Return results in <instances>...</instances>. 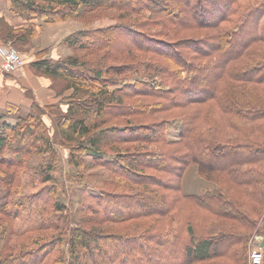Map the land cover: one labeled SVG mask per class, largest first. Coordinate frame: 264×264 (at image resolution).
<instances>
[{
  "label": "trees",
  "instance_id": "obj_1",
  "mask_svg": "<svg viewBox=\"0 0 264 264\" xmlns=\"http://www.w3.org/2000/svg\"><path fill=\"white\" fill-rule=\"evenodd\" d=\"M238 2L12 0L13 13L27 19L29 27L16 32L9 29L5 32L4 45L12 41L25 43L35 37L37 21L51 25L97 11H115L116 19L127 21L120 25L114 13L106 15L110 20L108 17L102 22L97 20L93 31L77 29L63 40L75 52H101L92 65L86 55L51 58L49 49H39L29 57V65L37 73L52 82L59 79L67 83L64 90H58L52 83L51 88L58 95L70 91L56 102L59 108L66 106L63 124L67 120V125L61 126V142L68 145L78 142L71 146L68 162L78 166L79 159L83 162L84 155H91L101 168L100 180L112 184L116 192L101 187L92 194L89 191L94 188L77 182L74 173L69 175L80 185L79 206L74 214L57 198L58 186H46L55 180L49 175L50 170L47 171L49 167L36 170L32 176L40 178L39 183L44 187L34 196H20L22 199L13 198L12 173L0 168V264H193L222 257L232 249L236 238L243 241L246 236L223 233L222 223L217 219L236 218L240 231L257 226L260 219L264 223V130L262 137L257 138L260 131H256L255 125L257 121L264 124V0H256L241 9ZM177 28H196L203 32L204 38L185 40L179 52L173 44L148 38L142 32H156L154 36L165 38L173 36ZM122 39L127 43L122 44ZM122 52L129 57L141 53L161 58L160 62H154L149 56L142 59L134 56L130 64L121 67L120 70H128L145 82L142 94L128 85L119 87L103 79L102 73L109 71L104 61L117 58ZM77 70H82V74ZM120 70L114 75H120ZM125 97H135L137 101L125 104ZM63 99L66 104H62ZM115 105L125 110V116L136 115L139 119L157 112L202 105L201 109L224 112L231 123L222 118L221 124L203 117L199 120L197 110L186 113L184 109L178 113L179 117L173 118L178 122L175 141L167 136V124L172 122L168 120L141 128L132 124L129 128L106 127L105 118L111 115ZM52 107L53 104L35 105L33 111L40 118L29 115L16 125L0 114V166L4 164L8 168L22 163L21 158L30 148L36 155L45 154L37 152L45 147L54 150L48 141L51 138L45 122L46 108ZM237 122L240 129L232 124ZM247 122L253 123L246 125ZM39 139L45 143L42 148H38ZM133 143L139 144L141 151L119 153V145ZM105 149L116 153L106 154ZM192 165L206 181H214L213 175L206 172L223 174L226 185L200 194L188 193L181 180ZM160 173L166 175L167 182L156 178ZM23 178L22 173L18 178L20 183ZM172 190L175 195L169 193ZM253 190L259 192L256 205L262 214L258 217L257 206L251 200ZM182 202H188L189 209L194 208L195 219L201 212L202 220L214 217L212 228L206 227L201 236H195L188 219L180 217L181 212L186 217L190 211L178 209ZM48 208L51 212L46 214ZM170 210L176 215L170 222L167 219L165 230L150 228L137 236L122 237L108 230L88 228L144 215H158L163 221ZM75 218L78 223L73 227ZM41 226L55 231L52 233L55 242L42 241L50 237H35V233L45 229ZM54 244L66 246L58 257H51V252L46 250Z\"/></svg>",
  "mask_w": 264,
  "mask_h": 264
},
{
  "label": "rangeland",
  "instance_id": "obj_2",
  "mask_svg": "<svg viewBox=\"0 0 264 264\" xmlns=\"http://www.w3.org/2000/svg\"><path fill=\"white\" fill-rule=\"evenodd\" d=\"M163 1H167V0H163ZM256 2V0H239L238 4L239 9H241L242 7L249 5V3H253ZM114 13V19H116V12L112 11V12H108V11H97L94 12L92 14H86L84 16H82L81 18H77L74 20H70V21H66V24H60V26L58 27H71V28H75L76 29H89L90 31H93L95 28V23L97 20H99L100 22H102V19H104V17H108L110 20L111 17ZM112 14V15H110ZM109 15V16H106ZM127 20H118V22L120 23V25L122 23H126ZM140 21V20H139ZM142 21H140L141 23ZM116 23V25H119L116 21L113 22ZM43 24V22L41 21H37L36 25H40ZM67 25V26H66ZM29 27V26H28ZM231 27V22H229V26ZM67 30V29H66ZM55 30L52 31V29L50 30L49 34H52ZM143 33H145L147 35L148 38H152L155 40H163L169 44H173V46L179 50V47L182 45V43L185 40H197V39H201L204 38L203 37V32L200 30H197L196 28H177V31L174 33L173 36H168V37H159V36H154L157 35L158 33L156 32H149L147 30L142 31ZM39 36H35V37H31L27 42L25 43H14L12 41V43H8L5 46L8 48H11L13 50H15L20 57H22V60L24 62V59H28L31 55L38 53L37 51H39V49H46V48H42L41 44L39 43ZM244 36L241 37L240 40H243ZM122 44H126L127 40L122 39L121 40ZM20 45H22V47H20ZM49 49V48H48ZM70 49L69 55L67 56H61L60 58H66V57H71L73 55H86L87 56V60L91 61L90 64L92 65L94 63L95 60L99 59V57L102 55L101 52L97 53L96 51H94L93 53H85L83 51L80 52H75V50ZM264 49V48H263ZM158 51V50H157ZM21 52V53H20ZM23 54L26 55H30L29 57H24ZM60 54V53H59ZM57 56V55H56ZM134 56L137 57L138 59H142L143 57H148L150 58L152 61L154 62H160L159 57H156L155 54L150 55L147 54L145 56H143L141 53H136L135 55H132L131 57H129V54L126 55V52H122L120 56H118L117 58H113V59H108L105 60L104 62L107 64V67L109 66V71L102 73L103 74V79L105 81H112L113 83H117V86H123V85H128L129 87H132V90H135L134 92H138V93H143V90L145 89V82L141 79L138 78L137 76L133 75L132 73H128V70H120L121 67L123 65H128L131 63V61L134 60ZM183 56L185 57V55L183 54ZM129 57V58H128ZM25 59V60H26ZM25 64V62H24ZM125 68V67H124ZM127 69V68H126ZM118 70L121 71V74H124L123 76L120 75H114L115 73H118ZM79 75L82 74V70H77ZM134 73V72H133ZM39 76H41V74H39ZM45 76V75H42ZM53 80V79H52ZM53 85L55 86L58 90H64L65 85L67 84L65 81L63 80H59V79H54L53 80ZM131 84H135V87H133ZM95 87V86H93ZM96 88L98 89V87L96 86ZM111 90H113V88H110ZM254 89V88H252ZM142 99V98H141ZM147 100V99H145ZM136 98L135 97H130L127 98L125 97L124 99V103L125 104H129V103H134L136 102ZM62 104H66V99H63V103ZM58 103L53 104V107L51 109H47V114H46V120L45 122L47 123L48 127V138L50 137L51 139H49L48 141L50 143H52L53 145V151L52 149H49V147H45V149H41V150H37L38 154L39 153H45L43 155H36L35 154V150L30 148L27 149V153L21 158L22 159V163L18 164V165H8V168H6V166H3L4 164H2V166H0V168L2 170H5L7 172L12 173V178L15 180L12 182L11 186L13 188H11L12 190V194H13V198L14 199H22L26 196H34L36 193L38 194V192L40 191L41 188L44 187V185L40 184L39 182L41 181L40 178H32L33 174H35L36 170L40 171V168H47V171L50 170V176L53 177L55 180L53 183L50 184H46L47 187H51L53 185L58 186V193H57V198L60 200V203L64 206H66L67 208H69L74 214L76 213V210L79 206L78 202H79V198H80V194H78L77 190L80 189V185L79 183H87L86 185L88 187H92L94 189H90L89 192H91L92 194H96L97 193V189H100L101 187H104V189H106L107 191H111V192H116V190L114 189V186L112 184H105L103 183L102 180H100V174H101V168L99 166L96 165L94 158L91 155H84L83 158V162H81L82 160H80V163L78 166L76 165H72L71 163L68 162L69 160V153H70V148L72 145H78V142L75 141L73 142L71 145L68 144H63L61 142L60 139V129L62 128L61 126H66L67 125V120H65L66 122L63 124V121L65 118V112L66 109H61L58 107ZM201 107H203L202 105L200 106H196V107H188L187 109H185L184 112L186 113H191L194 110H197V117L199 120H201V118L203 117L204 120H209L210 122L213 123H217V124H221V118L223 120H228V116L222 112V111H217V110H213V109H201ZM113 109H111L110 113L111 115L108 116V118L106 117V127H110V126H124L123 128H129L131 127L129 124H132L134 126H136V128H141L144 125H149V124H157L160 123L161 121L164 120H168V121H172L169 122L168 125V131H167V136L169 138V140H178V122L173 121V118L175 117H179L180 114L178 115V113L180 111L183 110H172L166 113H160L157 112L155 113L154 116H149V115H145V116H141V119H139L140 116H136V115H131V116H125V110L121 107L118 106H113ZM150 109H153L152 107L149 106ZM144 109V108H143ZM215 109V108H214ZM14 110V109H11ZM15 112V111H14ZM182 113V112H181ZM196 113V112H195ZM35 114V111L30 110V112H17L15 115L11 114V116L13 117H17L16 120L14 121L9 120V122L13 125L17 124V121L21 120L24 121V119L27 120V118H29L28 116ZM35 116H37L35 114ZM40 118V116H37ZM33 118V117H32ZM36 122V121H35ZM175 122V123H174ZM202 122V121H201ZM229 123H231L230 120H228ZM34 123V122H33ZM229 123H226L227 126H229ZM253 122H247L245 123L246 125H250ZM234 124L236 129H240L239 127V123H232ZM255 125H257L256 127V131L258 129V131H260V133H257L256 136L257 138H261V131L264 130V124L257 121L255 122ZM229 128V127H228ZM58 129V130H57ZM233 133V131H232ZM61 145H60V143ZM258 144H260V139L257 142ZM43 145H45L44 141H42L41 139H39V144H38V148H42ZM120 149H119V153H122V155H125V153H131L136 152V151H141V149L139 148V144L137 143H133V144H121L119 145ZM129 148V151L126 150V148ZM176 147V146H175ZM166 149V148H165ZM112 150V149H111ZM109 149H105V153L106 154H114L116 152H112ZM183 152V150L180 151V154ZM146 153V152H144ZM75 155H80V154H75ZM107 159V158H106ZM3 163H6L7 165V161L4 160L2 158ZM194 166V165H192ZM191 166H189L190 168ZM189 168L186 170V173L184 175V178L181 180V186H184L185 183L190 179V173L188 172ZM1 171V170H0ZM9 173V175H10ZM24 175L23 180L21 181V183L19 182V177L20 174ZM73 173L77 176L76 177V181L79 180V183H75L74 181H72L69 177V175H73ZM198 174V173H197ZM206 174H211L214 177V181H206L203 180L202 178L201 181L204 182H208V183H212L214 186L210 187V191L218 188V187H224L225 184V176L221 173H212V172H206ZM158 179L167 182L166 180V175L164 174H157ZM42 177V175H40ZM198 176V175H197ZM31 178V181H30ZM82 179V182H81ZM164 179V180H163ZM39 180V181H38ZM78 182V181H77ZM230 185V184H229ZM63 186V189L60 187ZM69 188L74 189V191L69 190ZM97 188V189H96ZM66 189L67 191L63 192L61 190ZM171 195H175L176 192L174 190L169 192ZM251 194V200H252V204L256 205V203L258 202L259 199V192L256 190L250 191ZM22 196V198L20 197ZM256 215L257 217L259 215L262 214V212L259 211V205H256ZM182 207L184 210L188 209L190 211H187L186 213V217L183 216V212H181L182 215H180L181 219L185 218L188 219V222L193 226L194 229V234L195 236H201V234L204 233V229H210L212 228V224H214L216 222V219L214 217L208 218V219H203L202 217H200L203 213H199L198 218L195 219L193 218V215H195V213L192 211L193 209H189L190 205L188 202H182L180 203L178 209ZM259 207V208H258ZM68 209V210H69ZM172 211V212H171ZM196 211V210H195ZM51 212L50 209L48 208L46 211V214ZM169 215L166 217H163V221H161V217L158 215H152V216H148V215H144L141 217H137L135 219H129L127 221H123V222H116V223H105L99 226H89V229H101V231L103 230H108V232L112 233V234H116V235H122V237H128V236H137L141 233H145L147 231V229L149 230L150 228L155 230V229H167L168 224H167V219L168 222L171 221V219H173V215L175 216L176 213L173 210L169 211ZM197 212V211H196ZM258 213V214H257ZM77 217V216H76ZM43 218V216H42ZM52 220H53V214L51 216ZM259 219V218H258ZM73 227H75V225H77L76 223H78V218H75ZM217 221L219 223H222L220 225V230H222V232L224 233H230L233 234L234 236L238 235V234H242V237L244 236V234L246 235L243 238V241H241V239H235V244L232 247V249L227 253L224 254L222 257H217V258H213L210 260H205V261H198L195 262L193 264H249V260H250V254L252 253V251L254 249H260V251L262 252L263 255V259H262V263H264V223L260 220H258V224L257 226L253 225V228H247L243 231H240L239 228L237 227L238 225H236L235 223L239 222L236 218L233 221H226L224 219H217ZM56 224H58V222H56ZM62 224V223H61ZM218 224V223H217ZM42 228L45 229H41L39 232L35 233V237H50V238H44L42 239L43 242L45 241H50L52 239V242H55L53 240V238H55L52 233H55V231L53 230H49L46 228V226H41ZM36 232V231H34ZM64 239H66V237H64ZM262 242V245H260V243ZM62 244H59L58 246L56 244H54L52 247H47L46 250L51 252V257H58L62 251H64L63 249H66V246H61Z\"/></svg>",
  "mask_w": 264,
  "mask_h": 264
},
{
  "label": "crops",
  "instance_id": "obj_3",
  "mask_svg": "<svg viewBox=\"0 0 264 264\" xmlns=\"http://www.w3.org/2000/svg\"><path fill=\"white\" fill-rule=\"evenodd\" d=\"M12 9V0H0V47L5 46L3 44L5 32L9 29L16 32L17 30L26 28L29 24L27 19L15 15ZM61 23L66 24V21L51 25H37L39 43L42 48H49L48 56L51 58L67 56L70 52L69 47L63 44V40L72 33L75 28H71L70 26L68 28L65 26L58 27ZM51 29L55 31L49 34ZM20 47H22V45H20ZM23 56L29 57L30 55L23 54ZM1 63L2 60L0 58V114L3 115L4 119L7 121L12 119L14 121L16 120L17 117H13L11 114L15 115L17 112L22 111L26 113L30 112L35 105L41 107L47 104H55L61 97H67L70 93V91H66L58 95L56 91L51 88V79H48L46 76H39V73L30 67L29 58L26 59V63L23 67L11 75L3 74ZM61 108L65 109L66 106L61 105ZM188 172L191 174L190 179L187 181V184L185 183L184 185V190L188 193L200 194L207 190H211L210 187L214 186L212 183L201 181L200 177L197 176L196 166H191Z\"/></svg>",
  "mask_w": 264,
  "mask_h": 264
},
{
  "label": "built area",
  "instance_id": "obj_4",
  "mask_svg": "<svg viewBox=\"0 0 264 264\" xmlns=\"http://www.w3.org/2000/svg\"><path fill=\"white\" fill-rule=\"evenodd\" d=\"M0 58L2 60L1 70L3 73L14 74L18 69L24 66L20 55L13 49L6 46L0 47ZM262 245V242L260 243ZM263 259L260 249H254L250 254L249 264H261Z\"/></svg>",
  "mask_w": 264,
  "mask_h": 264
}]
</instances>
